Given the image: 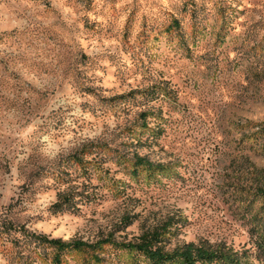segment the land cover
<instances>
[{"label": "rangeland", "instance_id": "1", "mask_svg": "<svg viewBox=\"0 0 264 264\" xmlns=\"http://www.w3.org/2000/svg\"><path fill=\"white\" fill-rule=\"evenodd\" d=\"M151 85L166 94L110 100ZM263 122L264 0H0V264L40 259L31 234L127 243L177 217L166 249H251L262 204L252 178L264 169L251 134ZM87 144L99 169L65 167ZM135 157L168 177L129 178ZM60 191L82 195L76 214H50Z\"/></svg>", "mask_w": 264, "mask_h": 264}, {"label": "trees", "instance_id": "2", "mask_svg": "<svg viewBox=\"0 0 264 264\" xmlns=\"http://www.w3.org/2000/svg\"><path fill=\"white\" fill-rule=\"evenodd\" d=\"M198 28L197 23H193L192 19L191 37L196 35ZM176 29V21L171 19L164 30L171 32V30ZM219 33L220 26L216 35L218 36ZM174 34H177L178 44L180 43V46L187 49L184 45L185 40L179 32L176 31ZM164 94H166L164 87L151 85L143 90L130 91L110 100L125 102L140 97L144 98L145 102H150L159 96H164ZM139 115L144 116L146 112L141 111ZM139 127V131L148 130L145 125H139ZM255 127L257 129L251 134L252 141L255 149L264 155V122L256 124ZM95 146L83 145L67 156L64 166L72 167L82 173H87L89 170L93 173L96 172L95 170H98L99 167H96L97 163L93 158L101 151ZM91 157L92 159L86 160V158ZM127 166L125 171L131 179H135L139 173H143L148 178H158L157 180H159L161 177H168L167 173L170 171L166 166L152 165L141 157H135ZM58 170L59 173L52 175L53 179L59 184H66V180L61 175V173L66 175V172L63 169ZM251 187L253 194L262 199L258 223L250 229L251 249L234 250L228 246L203 242H182L171 249H166L170 238L176 235L180 228L177 224L183 221L177 217L166 219L158 225L140 232L134 241L127 243H117L109 238L93 243L75 239L62 241L59 238L31 234L29 239L35 246L43 250V254L39 255L40 259L34 258L33 261L26 264H66V260L72 259L74 255L78 257L76 264H99V256L102 255L116 257L126 255L130 257L131 264H264V169H254ZM78 196L82 195L76 191L57 192L54 201L48 208L50 214H76L78 207H76L75 201ZM131 223V218L127 217L121 221L120 225L125 228Z\"/></svg>", "mask_w": 264, "mask_h": 264}]
</instances>
